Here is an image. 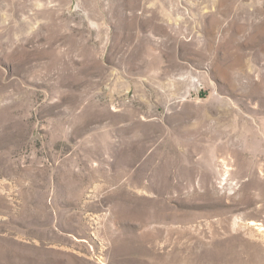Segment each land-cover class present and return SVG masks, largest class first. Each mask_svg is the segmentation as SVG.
<instances>
[{"label": "rangeland", "instance_id": "1", "mask_svg": "<svg viewBox=\"0 0 264 264\" xmlns=\"http://www.w3.org/2000/svg\"><path fill=\"white\" fill-rule=\"evenodd\" d=\"M0 264H264V0H0Z\"/></svg>", "mask_w": 264, "mask_h": 264}]
</instances>
